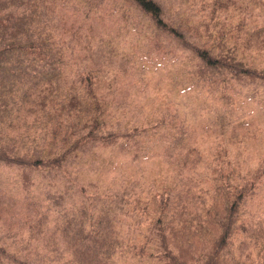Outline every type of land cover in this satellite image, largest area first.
I'll return each instance as SVG.
<instances>
[{
    "label": "rangeland",
    "instance_id": "rangeland-1",
    "mask_svg": "<svg viewBox=\"0 0 264 264\" xmlns=\"http://www.w3.org/2000/svg\"><path fill=\"white\" fill-rule=\"evenodd\" d=\"M154 1L168 30L133 0H0V264H162L157 224L182 264H264V0ZM46 48L60 54L48 91ZM86 75L98 127L156 131L51 170L64 131L97 117ZM239 184L224 240L218 194Z\"/></svg>",
    "mask_w": 264,
    "mask_h": 264
},
{
    "label": "trees",
    "instance_id": "trees-1",
    "mask_svg": "<svg viewBox=\"0 0 264 264\" xmlns=\"http://www.w3.org/2000/svg\"><path fill=\"white\" fill-rule=\"evenodd\" d=\"M135 4H137L143 11L149 13L151 15V18L155 22L157 26L163 27L165 30H168L165 28V23L163 22L162 15H161V7L160 5L155 2L154 0H133ZM170 30V29H169ZM172 30V29H171ZM40 44L45 45L47 47L54 46L52 40L45 34L42 33L40 35ZM12 45V43H10ZM196 54L204 60L206 63L210 64L209 68L213 69L214 67L218 68H223L226 70H233L235 68L234 66H231L227 63H222L217 61V59L212 58L207 52L201 50V51H196ZM44 61H48L47 67L40 68V73H38V80L43 81V85H45L47 88L46 91L52 90V77L54 74H52L55 70L54 68V63H57V60L60 58L59 52L56 51H50L47 48L44 50L42 54ZM57 70V69H56ZM87 75L83 78L82 77V82L84 83L85 86V92L88 93L91 99L85 98V97H80V103H85L87 106L92 109L94 112H96L97 117L95 118L94 122H90V127L86 128H69L66 129L62 135V142L64 143L60 148L58 147L57 153L54 154L53 156H46L44 157V162L40 161V163L45 164L44 166L51 168V170H56L57 166H60L63 161H65L66 157L70 154L71 156H76L77 151H81L82 148H84L85 145L90 144H101V145H110L114 144L118 147H120L121 150L126 152L128 155L130 152L135 153L137 150L140 149V145H143L139 139V136L143 133L146 134V138H151L152 134L156 131L157 125L156 126H151L150 128H138L134 127L131 130H113V129H106L103 127H98L100 124V113L98 112L99 109L102 107L100 105H103L104 102L95 98L96 94L93 89V83L91 82V78L88 77L86 78ZM259 77H264V72H261ZM87 82V85L86 83ZM37 84V83H36ZM36 84L34 86H36ZM40 85V83L38 84ZM37 85V86H38ZM34 86H31L30 88H34ZM39 94V91H37ZM69 94V91H66V95ZM40 98V97H39ZM88 101V102H87ZM88 120V119H87ZM79 129L83 130V133L79 132L75 135V139L73 142H71V138L73 137V132L79 131ZM54 127L50 128L48 131H50V134H53ZM70 130V131H68ZM150 135V136H149ZM139 138V139H138ZM57 148V146H55ZM55 147H53L51 150H54ZM143 149V148H142ZM68 160H74V159H68ZM66 160V161H68ZM64 172V170H63ZM218 172L222 174H226V176H230L231 174L226 171L223 166L220 164L218 168ZM225 180H222L224 182ZM221 182V183H222ZM231 195L228 197L223 194H218L219 198L223 204L224 208V216H220L217 218V221H215V224L218 225L220 228L221 232V238L226 239L227 237L230 236V226L232 225L231 217L235 211V208L238 206L240 200V197H243L244 195H247L249 192V189L244 185V184H239L236 185V188H233L231 190ZM159 226L156 230V233L159 235V242L158 244V249H157V256L159 260L162 262V264H182L179 262V259L175 257L177 255L171 248L168 246V240L166 238V233L163 230V226L161 224H157L156 227ZM194 246L193 244H189L188 246ZM215 245V246H214ZM215 247H216V242H213V245L210 247V253L214 255L215 252ZM175 248V247H174ZM99 250V249H98ZM98 250L96 252H98ZM159 250V251H158ZM176 250V248H175ZM175 253V254H174ZM218 255H214L210 262L208 264H218L217 261ZM200 264H207V262L202 261Z\"/></svg>",
    "mask_w": 264,
    "mask_h": 264
}]
</instances>
